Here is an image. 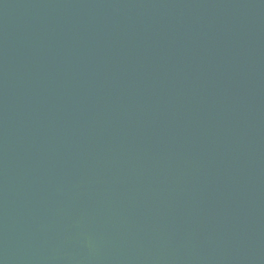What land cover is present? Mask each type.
I'll return each instance as SVG.
<instances>
[{
  "label": "water",
  "instance_id": "water-1",
  "mask_svg": "<svg viewBox=\"0 0 264 264\" xmlns=\"http://www.w3.org/2000/svg\"><path fill=\"white\" fill-rule=\"evenodd\" d=\"M0 264H264V0H0Z\"/></svg>",
  "mask_w": 264,
  "mask_h": 264
}]
</instances>
